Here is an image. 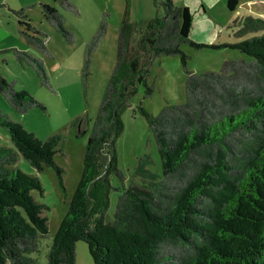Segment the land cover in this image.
I'll list each match as a JSON object with an SVG mask.
<instances>
[{"label": "trees", "instance_id": "1", "mask_svg": "<svg viewBox=\"0 0 264 264\" xmlns=\"http://www.w3.org/2000/svg\"><path fill=\"white\" fill-rule=\"evenodd\" d=\"M41 3L43 19L69 43L73 33L64 26L58 7L73 15L72 0ZM236 0H228L234 11ZM154 16L136 27L129 19V0L118 27L116 58L97 114L89 130L82 171L67 211L52 237L47 264H76L75 244H86L93 264H264V10L243 14L235 43H197L189 37L192 15L173 0H152ZM249 6V5H248ZM247 10L244 5H240ZM13 11L19 34L26 44L51 58L46 34L24 12ZM249 11V10H247ZM107 13L84 47V93L92 53L106 33ZM236 50L250 57L226 59L220 70L194 72L182 46ZM22 66L32 69L39 85L55 93L40 58L8 48ZM162 56H176L184 72V101L166 104L157 115L141 105V115L151 132L161 161V177L137 168L146 185L125 187L117 166L116 141L124 124L123 112L142 87V98L151 97L149 67ZM0 95L20 115L45 106L24 90H16L0 71ZM77 120V122H76ZM79 117L70 122L76 127ZM0 128L12 148L0 147V264H36L26 254L37 250L39 237L48 233L42 210L34 200L42 195L41 183L14 167L19 154L38 173L52 169L64 189V170L55 160L64 141L60 134L37 138L0 110ZM122 185L111 221L105 218L109 193ZM149 178V179H148Z\"/></svg>", "mask_w": 264, "mask_h": 264}, {"label": "rangeland", "instance_id": "2", "mask_svg": "<svg viewBox=\"0 0 264 264\" xmlns=\"http://www.w3.org/2000/svg\"><path fill=\"white\" fill-rule=\"evenodd\" d=\"M236 1L249 11L243 10L239 6L232 13L229 12L226 5L228 0H174L176 5L183 3L190 8L191 29H194L195 23L197 25V22L200 21L202 14L224 25L220 35L222 38L220 37L214 43H222L223 38L231 41L234 37H240L236 35L240 27L239 24H230L229 17L237 20L239 12L259 15L256 13L257 11H250L252 7L264 10V0ZM110 3L109 8L103 12L107 13L106 33L91 55L85 93L81 79L83 52L86 42L91 39L98 26L96 18L94 20V16L85 11L82 13L79 8V15H73L58 7L63 16L65 28L71 31L74 36L73 42L69 43L43 17L41 18V15L31 16L32 20H35L36 28L46 34L45 45L52 55L51 58H48L26 44L24 38L19 34L16 17L0 4V51L13 47L42 59L50 82L55 89V93H51L41 87L34 71L26 66L22 67L11 52L0 53L2 76L7 81H14L16 90H24L42 102L45 111L33 108L23 115L17 114L1 95L0 110L7 114L11 120L20 123L27 131L33 132L39 139L60 134L64 141L62 149L55 155L57 164L64 170V189L59 186L57 176L50 168H44L42 172L38 173L19 154L14 166L30 176L38 177L43 191L42 195L38 191H32L33 198L49 208L48 211L42 210V215L47 220V235L38 238L36 251L25 255L32 258L36 264H47V254L52 237L67 211L69 201L80 178L89 130L96 117L99 103L115 63L117 32L124 14L125 1L110 0ZM52 4L57 6L56 3ZM154 14L152 0H129V19L136 27L144 25ZM194 30L198 34L202 32L198 28ZM182 48L190 57L187 67L194 72H218L224 54L234 52L228 49L202 48L196 50L188 45H183ZM240 55L241 58H246V61L251 59L242 53ZM155 61V66L152 63L149 67L147 80L149 85H154L151 97L142 98L143 89L138 87L137 93L130 101L131 106L121 116L124 128L116 141V151L117 166L125 177V187L129 183L139 186L147 184V178L137 174L139 167L149 170L155 175V179L157 176L161 177V161L153 136L144 118L135 111L137 106L141 105L155 116L165 104H178L184 101L185 76L179 58L162 56ZM159 61H161V71L157 70ZM78 117L82 120L76 127L81 123L82 127H86V130L80 133L76 131V127L70 126V122ZM0 147L12 148L9 135L2 128H0ZM110 183L117 190H111L109 193V207L105 214L107 221H111L113 218L116 199L122 190L121 183L114 177H111ZM75 255L76 264H93L84 242H76Z\"/></svg>", "mask_w": 264, "mask_h": 264}, {"label": "crops", "instance_id": "3", "mask_svg": "<svg viewBox=\"0 0 264 264\" xmlns=\"http://www.w3.org/2000/svg\"><path fill=\"white\" fill-rule=\"evenodd\" d=\"M72 1L76 4L77 8H79V10L82 13L85 11V12L89 13V15L94 16V20L96 18V25H98L101 14L104 11H106L109 8V4H111L110 0H107V2H106V0H72ZM173 2H174V0H173ZM41 3H48V4L53 5L52 3H54V1L53 0H0V4L3 5L4 7H6L8 9V11H10L12 13H13V11H17L19 9H22L25 6H31L30 9H28L24 12V18L23 19L26 21H29V23L35 27H37L35 20H32L31 16L41 15V18H42V12H41L40 6H39ZM237 3L238 4L236 5L235 9L240 6V2H237ZM180 5H185V4L181 3ZM185 6H187V5H185ZM123 9H124V7H123ZM229 12L232 13V11H230V10H229ZM243 14H246V13L245 12L244 13L239 12L238 16L241 17ZM14 16H15V14H14ZM16 19H17V17H16ZM229 19H230V24L236 25V24H233L232 22L237 21V20H235L231 17H229ZM17 25H18V19H17ZM18 27H19V25H18ZM223 27H224V25L222 23L215 22V20L206 17L205 14H202V18L200 19V21L197 22V25H196V23L194 25V29L198 28V29L202 30L201 34H198L194 29L190 28L191 31H189V37L195 42L198 41L197 43L221 44L220 42L219 43H214V42H217L218 39L221 37L220 35H221V30L223 29ZM245 38H247V37L246 36L238 37V38L234 37L233 40H231V41L225 40L223 38L222 43H235V42L241 41L242 39H245ZM46 42H47V40L45 39V44H46ZM10 48H13V47H10ZM6 49H8V48H6ZM221 49L227 50L228 48H221ZM228 50H232V49H228ZM232 51H234V52H231V51H230L231 53L226 52L223 56V60L241 58V55H240V53H238V51H236V50H232ZM155 62L156 61L154 60L153 61L154 66H155ZM157 70L161 71V61H159L158 65H157ZM82 126L83 125L81 123L80 125H78V127H76V131L78 133L86 130V127L85 126L82 127Z\"/></svg>", "mask_w": 264, "mask_h": 264}]
</instances>
